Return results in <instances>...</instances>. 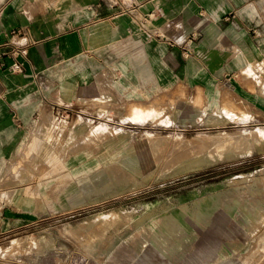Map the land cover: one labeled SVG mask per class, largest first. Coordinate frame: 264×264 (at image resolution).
I'll return each instance as SVG.
<instances>
[{
    "label": "rangeland",
    "instance_id": "374dc122",
    "mask_svg": "<svg viewBox=\"0 0 264 264\" xmlns=\"http://www.w3.org/2000/svg\"><path fill=\"white\" fill-rule=\"evenodd\" d=\"M250 3L230 37L191 14L177 69L174 58L132 60L125 41L104 62L78 55L29 83L19 130L0 137V264H264V0ZM63 80L87 88L63 96ZM35 131L43 145L29 158L17 147ZM219 133L243 135L212 146ZM87 152L110 157L88 169ZM131 152L142 171L117 156ZM213 236L216 250L193 263Z\"/></svg>",
    "mask_w": 264,
    "mask_h": 264
},
{
    "label": "crops",
    "instance_id": "0c3cea01",
    "mask_svg": "<svg viewBox=\"0 0 264 264\" xmlns=\"http://www.w3.org/2000/svg\"><path fill=\"white\" fill-rule=\"evenodd\" d=\"M250 6V0H5L0 9V137L19 130L16 108L29 83L54 77L63 61L100 54L104 62L129 41L132 60L139 61L141 54L148 60L174 58L172 68L177 69L192 41L186 42L185 33L196 28L191 14L208 13L211 22L200 26L230 37L228 29ZM179 18L184 24L177 26ZM220 41H212L214 52ZM85 84L55 81L63 96L87 88Z\"/></svg>",
    "mask_w": 264,
    "mask_h": 264
},
{
    "label": "bare ground",
    "instance_id": "6f19581e",
    "mask_svg": "<svg viewBox=\"0 0 264 264\" xmlns=\"http://www.w3.org/2000/svg\"><path fill=\"white\" fill-rule=\"evenodd\" d=\"M128 84V81L125 80L123 84L121 85H117V86H120V87H125V85ZM136 103V102H135ZM150 103V102H149ZM132 104V103H131ZM137 104V103H136ZM139 104V103H138ZM151 104V103H150ZM146 105V104H145ZM131 106V105H130ZM142 106V105H141ZM141 106H136V105H132V109H134L135 111L138 110V112L140 114H142V109H145ZM213 106V103L209 104L208 107H212ZM147 107V106H146ZM207 108V107H206ZM194 111L196 110H193V111H187V112H182V116H188L190 117V115H194ZM46 116V115H45ZM43 117V116H42ZM47 118V117H46ZM52 122L50 121L48 124L51 126V127H56L54 124L52 126L51 124ZM40 127V126H39ZM41 128V127H40ZM38 128H36L37 130ZM95 129H98L97 127ZM51 134V140L53 139V136L54 134L53 133H50ZM225 134V133H224ZM242 134V133H241ZM241 134H231V135H222L221 133H219V135L215 136L211 141H208L209 143H211L212 146L214 145H219V144H225V143H229V142H233V141H237L241 138ZM70 140H71V135H70ZM195 139V137H192ZM197 138V137H196ZM205 138V137H204ZM43 137L38 133V132H34L30 135L27 136V138H23L21 140V142L18 144V149L17 151H24L25 150V156H28L29 158L31 157L30 154L33 152V153H39V151L41 150L42 148V145H43ZM89 141H92V138L89 139ZM183 143V142H182ZM46 148V147H45ZM21 151V152H22ZM23 153V152H22ZM121 153V152H120ZM118 153V154H120ZM23 154V155H24ZM119 156V160L122 161V162H127L128 164H130L131 166H134V169L135 170H138V171H142L139 163H138V153L136 154V152H131V153H128V154H125V155H118ZM43 155H45V157L50 161L51 160V157L50 155H53L52 153H50L49 151H44ZM86 167L88 169H93L95 167H98L99 165H101L103 162L107 161L108 158L110 157V152H105L104 154H101V155H96L92 158L93 154H91L90 152H87L86 154ZM20 156V154H19ZM16 157V160L17 158H20V157ZM116 156V157H117ZM27 157V158H28ZM3 158H0V164H2L3 162ZM24 161V160H22ZM14 166H17L16 164ZM64 166L65 164L61 161H55L54 163V171L56 172H60L64 169ZM0 171H4V168L2 165H0ZM55 173V172H54ZM45 174V173H44ZM47 174V173H46ZM49 174V173H48ZM42 175V174H41ZM50 175V174H49ZM48 175V176H49ZM53 175V173H52ZM45 176V175H44ZM41 177V176H40ZM43 182V181H42ZM68 182V181H67ZM32 186V185H31ZM15 185L13 186L12 188V192L15 190ZM34 187V186H33ZM52 188V187H51ZM33 188L31 187H26L22 190L23 193H26V194H34L33 192ZM38 190V189H37ZM36 193V191H35ZM57 193V192H56ZM210 200V199H209ZM208 205H211V203L209 202ZM254 213H258L257 211V207L254 208L253 210ZM218 246V239L213 236V237H209V238H206L204 240V242L201 244L200 248L196 250V252L193 254L192 258L190 256V258L192 259V262L193 263H196V262H199L204 256H207V255H210L212 254L216 248ZM235 264H246L243 260H237Z\"/></svg>",
    "mask_w": 264,
    "mask_h": 264
}]
</instances>
